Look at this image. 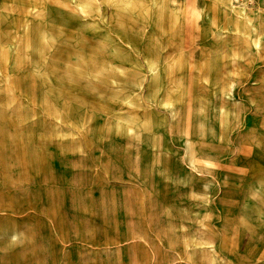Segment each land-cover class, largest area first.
Masks as SVG:
<instances>
[{"label":"rangeland","instance_id":"obj_1","mask_svg":"<svg viewBox=\"0 0 264 264\" xmlns=\"http://www.w3.org/2000/svg\"><path fill=\"white\" fill-rule=\"evenodd\" d=\"M175 1L0 0L11 264H264V14ZM211 15L254 38L211 49Z\"/></svg>","mask_w":264,"mask_h":264},{"label":"crops","instance_id":"obj_2","mask_svg":"<svg viewBox=\"0 0 264 264\" xmlns=\"http://www.w3.org/2000/svg\"><path fill=\"white\" fill-rule=\"evenodd\" d=\"M175 1L174 3H176ZM173 3V4H174ZM215 1H210L208 5L215 4ZM171 4L170 2H165L161 1L156 7L153 8H170L171 9ZM240 8V7H239ZM255 9L262 10L264 14V6L260 4L257 0L256 3V8L253 10L249 11V17L252 19L254 18V12L256 11ZM248 12V11H247ZM156 14V11H154ZM164 14V17H167V14L169 15V18L173 17V10H164L162 12ZM253 13V14H252ZM230 18V19H229ZM157 19V18H155ZM238 21V22H237ZM209 22V23H208ZM235 24V25H234ZM238 24V25H237ZM236 25L239 29H242V26H248L247 23L243 22L242 19L239 17H226V16H221V17H212L209 16L208 19L205 21L201 22V27L204 30L205 34L207 35L208 38H210L212 41L211 42V49L214 48V39H218L220 42V45L224 46L226 48L227 52H232L236 53L238 50L234 48L235 40H241L244 41L246 37L249 39H253L251 35H253V32L251 30H244L243 32L241 30H237ZM252 27H250L251 29ZM208 31V32H207ZM162 32V31H161ZM264 32V31H263ZM228 43V44H227ZM234 44V46H233ZM241 49H247L243 46L239 48ZM255 49V48H254ZM14 234V235H13ZM17 237L16 240H13V237ZM28 237L26 234V229L24 230L23 228H14V229H8L6 232H2L0 230V264H11L10 262V257L12 254V248L13 247H18L19 250H21L20 253V258H27V251H28ZM12 257V256H11Z\"/></svg>","mask_w":264,"mask_h":264},{"label":"clouds","instance_id":"obj_3","mask_svg":"<svg viewBox=\"0 0 264 264\" xmlns=\"http://www.w3.org/2000/svg\"><path fill=\"white\" fill-rule=\"evenodd\" d=\"M108 3H113L114 0H107ZM115 2L124 4L126 7H131L132 4L144 5L146 7H156L161 0H115ZM165 2L174 3L175 0H165ZM250 219H253L250 217ZM254 219L258 222L259 226L264 228V212H258ZM17 237H13L16 240Z\"/></svg>","mask_w":264,"mask_h":264},{"label":"bare ground","instance_id":"obj_4","mask_svg":"<svg viewBox=\"0 0 264 264\" xmlns=\"http://www.w3.org/2000/svg\"><path fill=\"white\" fill-rule=\"evenodd\" d=\"M208 16V15H207ZM207 19H208V17H207ZM209 23V22H208ZM208 32V31H207ZM261 107V106H260ZM189 168V167H188ZM14 235V234H13Z\"/></svg>","mask_w":264,"mask_h":264}]
</instances>
